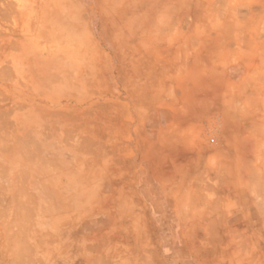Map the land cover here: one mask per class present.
<instances>
[{"label": "crops", "instance_id": "1", "mask_svg": "<svg viewBox=\"0 0 264 264\" xmlns=\"http://www.w3.org/2000/svg\"><path fill=\"white\" fill-rule=\"evenodd\" d=\"M16 1H0V264H168L159 219L264 264V40L213 0Z\"/></svg>", "mask_w": 264, "mask_h": 264}, {"label": "rangeland", "instance_id": "2", "mask_svg": "<svg viewBox=\"0 0 264 264\" xmlns=\"http://www.w3.org/2000/svg\"><path fill=\"white\" fill-rule=\"evenodd\" d=\"M1 1V0H0ZM210 0H207L209 6ZM214 6L221 10L222 20L224 24H229L230 13L232 11L237 19L240 39L248 40H264V0H213ZM17 4V1L14 0ZM16 9V5L14 6ZM32 8V7H31ZM14 9V10H15ZM18 19L15 17L14 35H26L31 42L38 40V31L30 29L23 30L18 26ZM0 19V23H4ZM17 23V24H16ZM223 24V25H224ZM5 31H0V39L4 38ZM43 38H51L50 33L42 32ZM170 225L172 223L170 222ZM159 226L163 243L173 252V257L167 258L168 264L171 261L173 264H196L199 259L201 264H229V238L218 239L216 242L210 239H205L203 235L197 233L185 234L184 238H179L176 226L171 228L170 232L166 231V225L159 219ZM199 256H197L195 253ZM203 252V253H202ZM170 262V263H171Z\"/></svg>", "mask_w": 264, "mask_h": 264}]
</instances>
